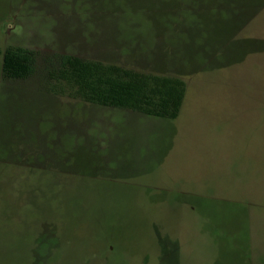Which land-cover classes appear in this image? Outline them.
Instances as JSON below:
<instances>
[{
  "label": "rangeland",
  "instance_id": "1",
  "mask_svg": "<svg viewBox=\"0 0 264 264\" xmlns=\"http://www.w3.org/2000/svg\"><path fill=\"white\" fill-rule=\"evenodd\" d=\"M186 84L173 120L3 80L0 264H264V0H0V52ZM40 68V64L38 69Z\"/></svg>",
  "mask_w": 264,
  "mask_h": 264
},
{
  "label": "trees",
  "instance_id": "2",
  "mask_svg": "<svg viewBox=\"0 0 264 264\" xmlns=\"http://www.w3.org/2000/svg\"><path fill=\"white\" fill-rule=\"evenodd\" d=\"M0 54L3 80L27 79L42 68L52 94L152 118H177L186 94L185 82L174 75L67 53L43 55L14 45L6 46Z\"/></svg>",
  "mask_w": 264,
  "mask_h": 264
}]
</instances>
